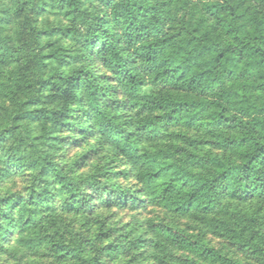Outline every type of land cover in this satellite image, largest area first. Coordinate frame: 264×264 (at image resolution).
Segmentation results:
<instances>
[{"label": "trees", "instance_id": "trees-1", "mask_svg": "<svg viewBox=\"0 0 264 264\" xmlns=\"http://www.w3.org/2000/svg\"><path fill=\"white\" fill-rule=\"evenodd\" d=\"M10 1L16 17L30 15L5 34L11 12L0 9V95L8 102L0 122L10 126L0 123V179L23 172L30 182L26 197H0V242L35 230L63 258L99 264L88 260V245L72 249L56 230L60 195H68L63 210L78 213L87 188L101 200L105 186V173L76 178L56 159L57 133L77 118L81 131L130 165L144 202L192 215L216 234L240 231L264 255V0ZM50 7L72 24L42 27ZM55 34L83 45L80 66L68 71L72 55L63 49L45 52L44 36ZM93 59L114 85L97 83ZM105 192L112 203L113 191ZM150 227L215 264H246L182 231Z\"/></svg>", "mask_w": 264, "mask_h": 264}, {"label": "rangeland", "instance_id": "rangeland-1", "mask_svg": "<svg viewBox=\"0 0 264 264\" xmlns=\"http://www.w3.org/2000/svg\"><path fill=\"white\" fill-rule=\"evenodd\" d=\"M189 6H191L190 3ZM4 8H9L11 12V22L6 25L5 34L14 35L25 16L30 15V10L16 17L13 13L15 5L10 0H0V9ZM1 10L0 15H3ZM39 21L44 28L72 24L62 13H57L51 7L41 15ZM42 42L49 46L45 50L46 53L63 49L64 54L72 55L69 58L71 66L67 67L68 71L80 66V58L77 57L80 56L83 45L79 44L74 37L58 34L45 35ZM89 64L99 77L97 83L104 87L108 84L114 85L113 80L103 77V74L111 76L112 72L104 68L102 62L94 64L93 59L89 61ZM107 90L110 96L116 91L114 88H107ZM0 104L8 107V102L2 95H0ZM5 122L7 121L0 123L8 129L10 126L6 125L9 123ZM31 128L34 134L40 133L38 127ZM81 129L76 118L72 121V127H65L57 133L62 140L61 144L59 142L60 148L55 152L58 155L56 159L65 164L66 173L76 178L105 173L106 176L101 178L105 186L101 192V200L95 198L97 189L86 186L91 196L84 200L82 210L78 213L63 210L62 206L69 202L67 194L58 197L56 203L60 205V208L55 214L58 215L60 227L56 230L58 229V236L66 245L70 244L72 249H75L77 243L88 245L93 256H89L88 260H94L96 256L99 264H215L189 251L175 248L160 236L153 234L150 225L163 224L175 231H182L186 235L204 241L206 245L234 260L246 264H264V255L254 250L256 246L254 239H249L242 234L238 236L240 231L233 237L216 234L210 231L205 223L194 220L192 215L191 217L179 216L170 208L144 202L146 198L134 174L130 171V165L120 157L112 156L107 147L99 145L95 135L88 137V134ZM22 133H17V136L20 137ZM125 171L128 172L126 175H124ZM29 182L30 177L23 172L10 179H0V197L3 199L14 197L19 193L26 197ZM106 190L113 191L112 203L106 201ZM126 193L143 199V202L137 205L131 204L126 200L128 195ZM243 206L245 207V204ZM262 231L264 233V229ZM38 237L35 230L12 232L7 240L0 242L2 246L0 247V264H78L80 262L75 260L73 255L63 258L64 252L55 251L48 238L38 240Z\"/></svg>", "mask_w": 264, "mask_h": 264}]
</instances>
